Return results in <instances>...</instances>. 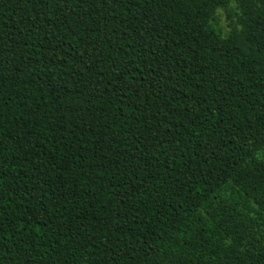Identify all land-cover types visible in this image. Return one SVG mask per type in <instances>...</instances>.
Instances as JSON below:
<instances>
[{"label": "trees", "instance_id": "obj_1", "mask_svg": "<svg viewBox=\"0 0 264 264\" xmlns=\"http://www.w3.org/2000/svg\"><path fill=\"white\" fill-rule=\"evenodd\" d=\"M0 264H264V0H0Z\"/></svg>", "mask_w": 264, "mask_h": 264}, {"label": "rangeland", "instance_id": "obj_2", "mask_svg": "<svg viewBox=\"0 0 264 264\" xmlns=\"http://www.w3.org/2000/svg\"><path fill=\"white\" fill-rule=\"evenodd\" d=\"M221 22L223 24H226V19H225V15L224 14H222V16H221Z\"/></svg>", "mask_w": 264, "mask_h": 264}]
</instances>
